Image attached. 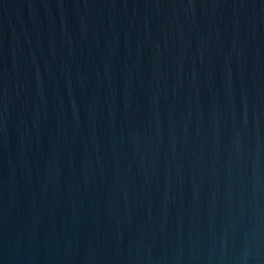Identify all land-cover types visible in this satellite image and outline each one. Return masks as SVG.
<instances>
[{
  "label": "water",
  "instance_id": "1",
  "mask_svg": "<svg viewBox=\"0 0 264 264\" xmlns=\"http://www.w3.org/2000/svg\"><path fill=\"white\" fill-rule=\"evenodd\" d=\"M0 264H264V0H0Z\"/></svg>",
  "mask_w": 264,
  "mask_h": 264
}]
</instances>
